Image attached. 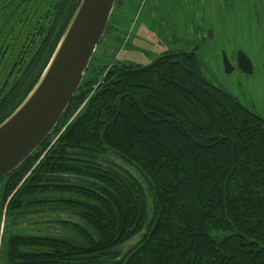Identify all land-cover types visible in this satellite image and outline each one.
Here are the masks:
<instances>
[{"label":"trees","instance_id":"16d2710c","mask_svg":"<svg viewBox=\"0 0 264 264\" xmlns=\"http://www.w3.org/2000/svg\"><path fill=\"white\" fill-rule=\"evenodd\" d=\"M35 63L0 97V123L39 79ZM84 76L0 180V219L48 209L76 222L64 236L9 234L2 264H264V119L207 80L195 52L115 65L97 85Z\"/></svg>","mask_w":264,"mask_h":264},{"label":"rangeland","instance_id":"374dc122","mask_svg":"<svg viewBox=\"0 0 264 264\" xmlns=\"http://www.w3.org/2000/svg\"><path fill=\"white\" fill-rule=\"evenodd\" d=\"M17 1L0 0V29L10 25V22L6 24V16L11 10L9 5ZM198 17L203 20L202 33L206 35L208 30L212 31V37H205L201 44L198 43L195 29ZM27 18L26 14L21 16L23 21ZM11 21L14 32L18 34L17 40H14L21 44V33L28 32L24 26L26 20L22 24L17 19L13 21L11 18ZM10 45L7 38L3 49L6 47L9 51ZM196 45L195 54L205 78L264 119V0H118L84 77L97 85L115 65L147 66L164 53H188ZM1 50L2 47L0 82L11 69L12 61ZM222 51L234 67L237 52L244 53L251 62L252 74H243L236 67L232 73L225 74L221 63ZM11 76L10 79L8 77L9 84L16 79L15 75ZM106 161L138 177L133 168L115 157L105 156L101 165L105 166ZM46 197L52 198V195ZM62 221L76 222L66 213L48 209H33L32 213L17 220L7 219L3 215L0 219V264L5 261L4 247L9 234L64 236L68 231L62 226ZM139 238H133L118 250L124 254Z\"/></svg>","mask_w":264,"mask_h":264},{"label":"water","instance_id":"95a60500","mask_svg":"<svg viewBox=\"0 0 264 264\" xmlns=\"http://www.w3.org/2000/svg\"><path fill=\"white\" fill-rule=\"evenodd\" d=\"M114 2L80 1L39 79L0 123V180L26 161L58 124L103 38ZM207 37H212L211 30ZM197 48L181 54L194 53ZM235 62L243 74H252L251 62L244 53L238 51ZM221 63L225 74L234 71L224 51Z\"/></svg>","mask_w":264,"mask_h":264},{"label":"flooded vegetation","instance_id":"af4514ba","mask_svg":"<svg viewBox=\"0 0 264 264\" xmlns=\"http://www.w3.org/2000/svg\"><path fill=\"white\" fill-rule=\"evenodd\" d=\"M74 1L75 0H19L9 5L11 10L6 16V24L10 22V25L6 27V29H0V46L2 47L1 52L3 55L5 53V56H10L12 61L10 65L11 69L8 71L7 76H4L2 82H0V97L8 93L13 83H17L18 80H21L27 67L30 70L33 60H36V72L40 69H42V71L44 70L50 56L64 33L66 18L73 9ZM25 14L28 15V18L25 19L26 22L24 26H26L28 32L21 33L20 36H23V38L21 44H19V42L16 41L18 34L14 32L15 27L12 24L11 18H13V21L17 19V22L19 21L22 24L25 20L23 21L21 16ZM202 21L201 17H198L196 20L198 26L195 27L196 36L199 37L198 43L200 44L205 41V39L203 40L202 38L207 37V32L206 35L202 33ZM33 22L34 25H32ZM20 23H18L19 26ZM7 38L9 43L11 42V48H8L9 51H7L6 47L3 49V44L5 45ZM14 38L16 40H14ZM11 75H15L16 79L12 84H9L8 80L12 77Z\"/></svg>","mask_w":264,"mask_h":264}]
</instances>
